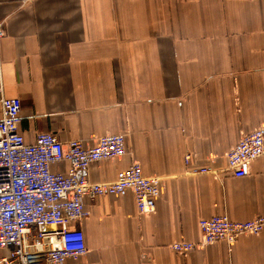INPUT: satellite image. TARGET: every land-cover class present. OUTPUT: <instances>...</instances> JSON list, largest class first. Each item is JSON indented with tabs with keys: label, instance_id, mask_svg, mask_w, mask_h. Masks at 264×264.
Wrapping results in <instances>:
<instances>
[{
	"label": "crops",
	"instance_id": "crops-1",
	"mask_svg": "<svg viewBox=\"0 0 264 264\" xmlns=\"http://www.w3.org/2000/svg\"><path fill=\"white\" fill-rule=\"evenodd\" d=\"M0 27V87L21 101L25 143L121 134L125 155L92 163L88 180L111 183L133 162L159 180L147 214L131 192L86 198L87 218L67 225L86 253L64 264H264V230L170 248L198 243L200 219L264 216V153L242 178L226 165L264 130V0H0Z\"/></svg>",
	"mask_w": 264,
	"mask_h": 264
},
{
	"label": "built area",
	"instance_id": "built-area-1",
	"mask_svg": "<svg viewBox=\"0 0 264 264\" xmlns=\"http://www.w3.org/2000/svg\"><path fill=\"white\" fill-rule=\"evenodd\" d=\"M3 32L0 27V38ZM21 101L5 98L0 87V264H64L85 255L83 234L71 230V221L83 222L88 212L84 200L131 192L139 214L151 213L159 197V180L143 176L133 162L111 183H93L87 178L92 163L121 158L125 140L121 134L102 136L92 147L79 141L60 142L51 133H38L25 143L18 132ZM264 130L241 136L226 154L227 170L235 178L245 176L249 165L264 153ZM66 163V172H54V164ZM207 170H200L205 172ZM46 226L57 231L48 233ZM200 241L170 246L185 255L216 242L234 244L244 235L264 230V216L235 222L227 214L200 219Z\"/></svg>",
	"mask_w": 264,
	"mask_h": 264
}]
</instances>
